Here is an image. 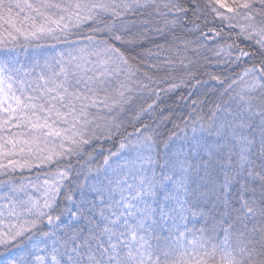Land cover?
<instances>
[{"label": "snow or ice", "instance_id": "1", "mask_svg": "<svg viewBox=\"0 0 264 264\" xmlns=\"http://www.w3.org/2000/svg\"><path fill=\"white\" fill-rule=\"evenodd\" d=\"M0 264H264V0H0Z\"/></svg>", "mask_w": 264, "mask_h": 264}]
</instances>
